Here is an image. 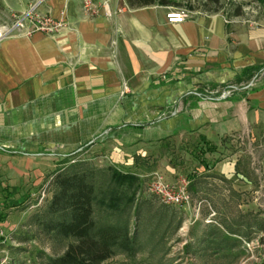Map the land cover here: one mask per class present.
<instances>
[{
    "label": "crops",
    "instance_id": "0c3cea01",
    "mask_svg": "<svg viewBox=\"0 0 264 264\" xmlns=\"http://www.w3.org/2000/svg\"><path fill=\"white\" fill-rule=\"evenodd\" d=\"M111 5L120 10L91 16L82 0H41L40 12L63 21L58 31L0 40V145L10 150L0 152L35 163L97 140L135 147L190 131L218 143L264 128V70L236 81L246 66L264 64V21L228 22L197 6L170 22L168 5ZM235 83L228 97L198 93ZM222 170L237 173L231 164Z\"/></svg>",
    "mask_w": 264,
    "mask_h": 264
},
{
    "label": "rangeland",
    "instance_id": "374dc122",
    "mask_svg": "<svg viewBox=\"0 0 264 264\" xmlns=\"http://www.w3.org/2000/svg\"><path fill=\"white\" fill-rule=\"evenodd\" d=\"M34 1L0 0V18ZM175 1L166 5L205 2ZM218 11L228 22L256 24L264 21V0H220ZM102 142L35 163L0 152V264H43L46 255L62 253L72 241L37 223L55 190V171L63 168L92 172L98 221L129 220L134 247L118 249L107 264H264V128L218 143L190 131L135 147ZM228 164L236 174L223 172ZM156 171L168 185L189 181L184 204H166L149 190ZM122 183L132 185L129 192H117Z\"/></svg>",
    "mask_w": 264,
    "mask_h": 264
},
{
    "label": "trees",
    "instance_id": "16d2710c",
    "mask_svg": "<svg viewBox=\"0 0 264 264\" xmlns=\"http://www.w3.org/2000/svg\"><path fill=\"white\" fill-rule=\"evenodd\" d=\"M131 7L147 4H171L175 0H127ZM220 0H205L202 8L209 12L219 10ZM191 8L197 6L190 4ZM264 70L262 65H248L236 81L255 78ZM200 94V91L198 92ZM201 96V95H200ZM204 138V137H202ZM5 151H10L0 145ZM91 171L84 169L55 171L53 182L55 190L51 199L38 217L40 228L53 235L71 238L62 253L46 255L43 264H107L106 260L120 249L129 252L136 241L131 234L129 220L98 221L95 218V204L97 197V184ZM120 185L117 192L127 193L131 184ZM136 191V190H134ZM189 192V186H188ZM155 194V193H154ZM156 195V194H155ZM5 214L0 212V221ZM110 264H135L128 261L112 262Z\"/></svg>",
    "mask_w": 264,
    "mask_h": 264
},
{
    "label": "built area",
    "instance_id": "2783aa9c",
    "mask_svg": "<svg viewBox=\"0 0 264 264\" xmlns=\"http://www.w3.org/2000/svg\"><path fill=\"white\" fill-rule=\"evenodd\" d=\"M41 0H36L29 5L27 9L19 13H11L10 18H0V40L3 37L18 32H29L32 30H42L47 33H54L63 26L61 19L53 18L48 12H40L37 8ZM112 0H82V6L89 15H97L98 10L102 7L106 15L110 16L120 9L112 8ZM194 8L188 5L170 6L167 11V19L170 22H182L192 16ZM239 85H206L200 90L202 96L224 98L230 96L237 90ZM124 85V90L126 89ZM123 90V92H124ZM155 182L149 186V190L155 193L162 202L166 204L181 205L189 198L188 183L180 185H168L159 171L155 172Z\"/></svg>",
    "mask_w": 264,
    "mask_h": 264
}]
</instances>
